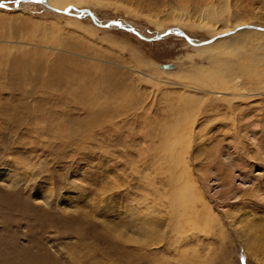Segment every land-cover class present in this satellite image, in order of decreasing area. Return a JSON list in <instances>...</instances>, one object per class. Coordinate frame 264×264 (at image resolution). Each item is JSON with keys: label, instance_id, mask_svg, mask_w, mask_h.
Here are the masks:
<instances>
[{"label": "rangeland", "instance_id": "rangeland-1", "mask_svg": "<svg viewBox=\"0 0 264 264\" xmlns=\"http://www.w3.org/2000/svg\"><path fill=\"white\" fill-rule=\"evenodd\" d=\"M14 1L0 0V264H264V0ZM85 8L150 38L211 39L206 8L246 28L149 41Z\"/></svg>", "mask_w": 264, "mask_h": 264}, {"label": "water", "instance_id": "water-1", "mask_svg": "<svg viewBox=\"0 0 264 264\" xmlns=\"http://www.w3.org/2000/svg\"><path fill=\"white\" fill-rule=\"evenodd\" d=\"M21 3H39V4H42V5L46 6L47 8H49L51 10H54V11H57V12H61V13H70L71 9H73V7H69L67 9H65V10H59V9L53 8V7H51L48 4L47 0H15L14 1V8H18ZM0 5H3V7H6V8H8V7L10 8V6H8L7 4H5L3 2H0ZM78 11L80 12L78 14L80 16L90 15L92 20L96 24H98L100 26H103V27L117 26L119 28H122V29H125L127 31L133 32L136 35L142 37L143 39H146V40H149V41L162 39L164 37H167L170 34L175 33V34H179V35L184 36L193 45L200 46V45H207L208 43H211L212 41L216 40L218 37L225 36V35L229 34L228 32H224V33L218 34V35H216V36H214L211 39L206 40V41H196V40H193L184 30L180 29L179 27H173V28H170V29H168L167 31H165L163 33H159L158 35H156L153 38H150V37L144 36L143 33L141 31H139L137 28H135L134 26H132L130 24L124 23L122 20H113V21H108L106 23H102L101 21H99V19L96 16V14L90 9L85 8V9H80ZM245 28H246L245 26L237 27L236 30H234V31H237L239 29H245ZM160 68L169 70V69H174L175 65L172 64V63L162 64V65H160Z\"/></svg>", "mask_w": 264, "mask_h": 264}, {"label": "bare ground", "instance_id": "bare-ground-1", "mask_svg": "<svg viewBox=\"0 0 264 264\" xmlns=\"http://www.w3.org/2000/svg\"><path fill=\"white\" fill-rule=\"evenodd\" d=\"M81 1L82 0H47V2H48V4L51 6V7H53V8H56V9H59V10H65V9H67V8H69V7H73L74 8V5H79L80 3H81ZM20 6H21V4H20ZM210 6V5H209ZM224 8V7H223ZM78 13H80L77 9H75ZM221 10V9H220ZM71 11H72V9H71ZM220 11L219 10H215V8H206V10L203 12V16H202V20L200 21V25H203L204 27H209L210 28V32H211V34L212 35H217V34H221V33H224V32H227V31H234V30H236V27H238L239 25L240 26H242L240 23L241 22H239V21H234V22H229V23H226V24H221L220 23V21H219V17H220ZM222 15V14H221ZM173 17V20H181L182 21V17L181 16H178V15H173L172 16ZM221 22H222V20H221ZM200 46H202V45H200ZM242 69V68H241ZM164 70H166V69H164ZM243 70H245V69H243ZM232 72V73H234L233 72V70H231V69H229L228 70V74H229V72ZM230 72V73H231ZM241 72V71H240ZM238 73V72H237ZM213 75V80L215 81V79L217 78V76L218 75H215V74H212ZM19 184V181H13V183H12V187H15L16 185H18ZM187 187V186H186ZM186 187H184V188H186ZM189 187V186H188ZM187 192V194H186V196H189L190 197V190H187L186 191ZM184 194V195H185ZM182 195V194H181ZM180 213V212H179ZM182 215V214H181ZM130 219V218H129ZM143 223V222H142ZM151 223V222H150ZM149 223V224H150ZM135 224V223H134ZM146 225V224H145ZM139 226H141L140 224H139ZM156 226V225H155ZM149 228V227H148ZM143 229H145V227H143V228H140V229H138V228H133L131 231L132 232H138V233H141V230H142V233L141 234H139V236L141 237V238H138V239H136V238H134L133 236H129V238L133 241V240H139V241H141L142 239H144L145 237H144V235H142V234H146V233H144V232H146V231H144ZM147 229V228H146ZM145 229V230H146ZM120 230V229H119ZM121 232H122V230H121ZM149 232V231H148ZM148 235H149V233H148ZM147 237V236H146ZM129 239V240H130ZM146 239V238H145Z\"/></svg>", "mask_w": 264, "mask_h": 264}, {"label": "snow or ice", "instance_id": "snow-or-ice-1", "mask_svg": "<svg viewBox=\"0 0 264 264\" xmlns=\"http://www.w3.org/2000/svg\"><path fill=\"white\" fill-rule=\"evenodd\" d=\"M0 7H3V5H0Z\"/></svg>", "mask_w": 264, "mask_h": 264}]
</instances>
